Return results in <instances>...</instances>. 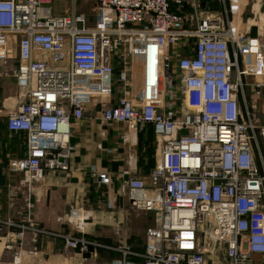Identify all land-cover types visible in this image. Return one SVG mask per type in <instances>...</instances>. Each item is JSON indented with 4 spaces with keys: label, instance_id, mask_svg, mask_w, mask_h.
I'll return each mask as SVG.
<instances>
[{
    "label": "built area",
    "instance_id": "1",
    "mask_svg": "<svg viewBox=\"0 0 264 264\" xmlns=\"http://www.w3.org/2000/svg\"><path fill=\"white\" fill-rule=\"evenodd\" d=\"M49 1L0 0V61L17 56L21 91L7 126L27 140L11 171L28 181L69 171L72 121L91 98L103 121L151 125L161 146L150 184L133 172L132 152L122 187L131 207L153 220L143 251L89 239L81 207L64 215L80 235L55 234L80 253V264H96L99 247L120 253L103 264H264V48L243 25L257 0H221L217 17L204 15L199 0H98L114 18L96 26L75 10L52 14ZM91 173L99 186L110 183L98 168Z\"/></svg>",
    "mask_w": 264,
    "mask_h": 264
},
{
    "label": "crops",
    "instance_id": "2",
    "mask_svg": "<svg viewBox=\"0 0 264 264\" xmlns=\"http://www.w3.org/2000/svg\"><path fill=\"white\" fill-rule=\"evenodd\" d=\"M256 3L260 15L247 16L243 25L260 38L264 48V0ZM70 4L69 0H52L47 5L52 14L60 15L75 10L69 11ZM16 63V55L6 63L0 61V264H80V253L67 248L64 238L55 234L80 235L64 216L73 207H81L88 215L84 234L89 239L111 246L128 244L143 251L146 228L153 223L151 214L133 209L130 192L122 187L132 152L138 160L133 172L150 184L149 174L160 158L161 147L151 126L131 129L127 124L103 121L100 103L91 98L84 117L72 121L71 169L51 170L40 181H28L23 172L11 171L9 166L10 160L24 156L27 148L26 134L7 126L8 113L21 102V91L12 74ZM246 79L248 83L254 81L252 76ZM248 91L252 92L250 86ZM258 116L259 127L264 126V94ZM92 167L109 175L110 183L99 186ZM22 225L26 226L24 233ZM36 229L49 232L36 233ZM98 252L103 261L120 256L112 248L99 247Z\"/></svg>",
    "mask_w": 264,
    "mask_h": 264
},
{
    "label": "rangeland",
    "instance_id": "3",
    "mask_svg": "<svg viewBox=\"0 0 264 264\" xmlns=\"http://www.w3.org/2000/svg\"><path fill=\"white\" fill-rule=\"evenodd\" d=\"M70 1V8L69 11H73V9H75L76 12L79 13H84L87 17V24L89 26H96L98 24V22L102 19L103 16H107L109 15L111 18H114V15L108 13L110 11L103 9L98 0H75V5L73 3V0H69ZM201 7L204 11V15L210 16V17H217V16H222L223 15V8L224 5L222 3L221 0H199ZM51 1H49L48 3H51ZM256 1H250V3L247 5L246 9H245V13H244V21L243 23H245L247 16H252L254 15V12L257 13L258 15H260L261 11L259 10V6L258 4L256 5ZM74 5V7H73ZM256 6L258 7V9L256 8ZM108 11V12H107ZM15 54H16V49H15ZM241 63V62H240ZM113 65V72H116L120 69V64L118 63L117 60L112 62ZM116 77V76H113ZM90 82H101V81H105L106 79H91L89 78ZM113 82V80H112ZM115 83H117L115 81ZM118 84V83H117ZM113 89H112V95L113 99L115 97H117L120 92L118 90V88H116V85L113 83ZM104 87V91L105 93L109 92L107 89H109V87L103 86ZM106 95V94H104ZM257 133H258V129H257ZM149 216V215H148ZM150 217V216H149ZM150 224L153 222L152 217H150ZM80 261H81V257H80ZM104 261L103 259L100 258V254L98 255L97 259H96V264H103Z\"/></svg>",
    "mask_w": 264,
    "mask_h": 264
},
{
    "label": "bare ground",
    "instance_id": "4",
    "mask_svg": "<svg viewBox=\"0 0 264 264\" xmlns=\"http://www.w3.org/2000/svg\"><path fill=\"white\" fill-rule=\"evenodd\" d=\"M256 8L258 9V7L256 6Z\"/></svg>",
    "mask_w": 264,
    "mask_h": 264
},
{
    "label": "trees",
    "instance_id": "5",
    "mask_svg": "<svg viewBox=\"0 0 264 264\" xmlns=\"http://www.w3.org/2000/svg\"><path fill=\"white\" fill-rule=\"evenodd\" d=\"M151 126V125H150ZM151 128H152V126H151ZM153 129V128H152Z\"/></svg>",
    "mask_w": 264,
    "mask_h": 264
}]
</instances>
